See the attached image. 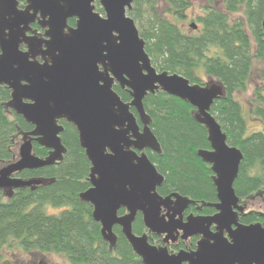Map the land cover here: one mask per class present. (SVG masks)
<instances>
[{"label":"water","instance_id":"1","mask_svg":"<svg viewBox=\"0 0 264 264\" xmlns=\"http://www.w3.org/2000/svg\"><path fill=\"white\" fill-rule=\"evenodd\" d=\"M95 1L104 18L94 12ZM27 3L20 10L17 0H0V85L10 91L7 106L33 128L22 134L17 160L0 169V190L42 183L15 175L61 160L65 150L59 122L64 121L76 129L91 166V187L80 200L92 206L106 242L114 244L113 228L120 227L143 264H264V228L238 222L240 200L233 184L242 154L228 146L210 114L220 92L152 67L144 41L127 16L132 0ZM69 20H75L74 27L68 26ZM35 24L47 28L46 39L28 35ZM189 27L196 30L193 24ZM261 27L264 33V16ZM37 57L48 62L38 63ZM115 85L129 92V103L121 101ZM159 91L189 104L207 129L211 151L203 152L202 158L215 175L218 202L213 216H188L184 221V211L194 203L176 194L157 193L164 178L144 153L158 150V144L148 127L143 100ZM33 142L48 150L49 157L35 156ZM173 205L176 211L170 208ZM120 210L126 214L119 216ZM164 210L169 214L161 215ZM138 213L147 231L163 237L166 246L200 237L196 250L170 254L166 246L158 250L150 245L147 236L133 235L131 226Z\"/></svg>","mask_w":264,"mask_h":264},{"label":"trees","instance_id":"2","mask_svg":"<svg viewBox=\"0 0 264 264\" xmlns=\"http://www.w3.org/2000/svg\"><path fill=\"white\" fill-rule=\"evenodd\" d=\"M21 3L23 0H17ZM164 14L174 21H183L189 8L188 0H164ZM204 15L196 19L197 34H186L165 15L158 13L156 0H132L127 16L134 23L146 13L147 28H137L144 41V51L152 67L159 73L177 74L190 85L205 87L200 75L216 80L222 88L214 100L210 114L226 136V143L242 154L233 188L241 204L251 195L264 190V85L254 88L248 102V115L261 124V131H250L243 105L236 94H244L249 87L254 66H261L258 78L264 83V33L261 22L264 0H222L223 10L207 0ZM22 8V6H20ZM100 13L101 9L98 10ZM242 14L243 20H231ZM75 20L68 26L74 27ZM34 32L39 26L34 25ZM121 101H131L129 92L118 85L113 87ZM10 91L0 85V163L17 160L14 150L16 137L32 131V127L7 105ZM148 127L158 150L145 154L164 181L158 195L176 194L194 203L188 214L213 216L217 201L212 165L202 158L210 152L208 132L197 119V112L189 104L161 91L143 100ZM131 112L136 116L133 109ZM140 127L143 125L138 118ZM60 135L65 153L51 166L24 171L22 180H39V186L0 190V264H16L4 257V249L18 255H58L69 264H143L122 234L113 228L114 244L101 236V228L93 219V208L82 202L80 195L91 186L90 163L81 149L73 125L60 121ZM33 154L46 159L50 152L33 142ZM52 211V212H50ZM119 211L118 215H123ZM242 225L259 224L264 228V215L239 213ZM135 236H147L150 245L158 241L144 227L138 214L131 226ZM215 231V227H212ZM200 237L177 242L167 249L170 254L184 250L192 252Z\"/></svg>","mask_w":264,"mask_h":264},{"label":"rangeland","instance_id":"3","mask_svg":"<svg viewBox=\"0 0 264 264\" xmlns=\"http://www.w3.org/2000/svg\"><path fill=\"white\" fill-rule=\"evenodd\" d=\"M188 1L190 3V6L185 12V19L183 21H179V22L174 21L172 17L164 14V10L167 8V5L165 4L164 0H156L158 13L161 15H165L169 20H171L174 24L180 27L184 33L197 34L200 30V25L196 22V19L204 15V8L207 7L208 2L207 0H188ZM213 2H214L213 5L215 8L223 10L222 0H213ZM20 6H22V8H20ZM27 6H28L27 0H23V2L21 3L18 2V8L20 10H25ZM93 7H94V12L99 14L102 18H104L103 12L100 13L98 11L101 8L97 1L93 3ZM230 18L231 20H243L242 14L232 15ZM146 20H147L146 13L143 12L141 16V21L138 23H135L136 27L137 28L141 27L142 30H145L147 28ZM191 24H193L196 27V30H192L189 27ZM31 31L33 34L29 33L28 34L29 36L35 37L40 40L46 39L45 38V33L47 31L46 27L45 28L39 27L38 32H34V29H31ZM21 49L26 51V49H24V47L22 46H21ZM34 61L38 63H42L43 61L48 62V59L42 60L40 57H37ZM260 69H261V66H258V65L254 66V70L250 78L249 87H248L247 92L244 94H236V99L244 107L246 121H247V125L250 131H261L262 129L261 124L255 121L254 119L250 118L248 115V102L252 98V93H253L254 88L264 85V83L258 78V71ZM200 78L202 79L205 85L204 88L217 89L220 92L219 94L222 93V88L216 80L207 78L203 75H200ZM23 136L24 135L19 134V136L16 137V140H15L16 144L14 145V150L17 155H18V150H19L20 145L22 144V142H24ZM28 139L29 138L26 137L25 140H28ZM6 165L8 164L0 163V169L5 167ZM239 204H240L239 208L241 209L240 211L241 213L254 212V213H259L261 215H264V190L251 195L249 198L243 200L242 204L241 202H239ZM224 236L227 238L226 234H224ZM153 244H154V247L158 250L163 249L166 246L163 243V240L155 241ZM16 252L17 251H14L13 249L5 248L3 254L6 259L11 260L15 262L16 264H69V262L63 256H58V255H43L42 256L38 254L37 255H26L24 253H22L21 255H18V253ZM172 254H176V252Z\"/></svg>","mask_w":264,"mask_h":264},{"label":"flooded vegetation","instance_id":"4","mask_svg":"<svg viewBox=\"0 0 264 264\" xmlns=\"http://www.w3.org/2000/svg\"><path fill=\"white\" fill-rule=\"evenodd\" d=\"M33 27H34V25L32 26V29H33ZM146 151V150H145ZM145 151H144V153H145ZM192 205H190L185 211H184V213H183V220L185 221V219L188 217V216H193V215H191V213L190 214H188L187 213V211L189 210V208L191 207ZM170 208L171 209H173V211H176V208L177 207H175V205H173V206H170ZM121 211V210H120ZM124 211V213H123V215L124 214H126V211L125 210H123ZM138 214H140V213H138ZM137 214V215H138ZM167 214H169V213H167V211H162V213H161V215H164V216H166ZM193 217H196V216H193ZM157 237V236H156ZM191 239V238H190ZM157 240L159 241V240H163V237H157ZM189 240V239H188ZM187 240V241H188ZM181 240L180 239H178V241L177 242H180ZM176 242V243H177ZM182 242H186V241H182ZM175 243V244H176ZM171 245H174V244H169L168 246H166L167 248L169 247V246H171ZM181 251H184V250H181Z\"/></svg>","mask_w":264,"mask_h":264}]
</instances>
